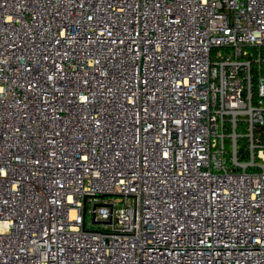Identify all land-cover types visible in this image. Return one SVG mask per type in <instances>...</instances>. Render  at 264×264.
Masks as SVG:
<instances>
[{
	"label": "built area",
	"instance_id": "built-area-1",
	"mask_svg": "<svg viewBox=\"0 0 264 264\" xmlns=\"http://www.w3.org/2000/svg\"><path fill=\"white\" fill-rule=\"evenodd\" d=\"M261 63L264 0H0V264H264Z\"/></svg>",
	"mask_w": 264,
	"mask_h": 264
},
{
	"label": "trees",
	"instance_id": "trees-1",
	"mask_svg": "<svg viewBox=\"0 0 264 264\" xmlns=\"http://www.w3.org/2000/svg\"><path fill=\"white\" fill-rule=\"evenodd\" d=\"M256 69H257V66L254 65V64H252V67H251V71H252V82L255 79ZM259 70H260V72L262 74H264V63L259 64ZM251 91H252V95H255V89H254L253 86H252V90ZM255 137L258 138L261 142L264 143V127H261L260 130L256 132ZM243 147H244V149L240 147L238 153L236 152L237 153V158L241 162H247L249 160V153L247 151V143H246V140L243 143ZM255 161H259V159H257L255 157ZM248 170H252V169L249 168Z\"/></svg>",
	"mask_w": 264,
	"mask_h": 264
},
{
	"label": "rangeland",
	"instance_id": "rangeland-1",
	"mask_svg": "<svg viewBox=\"0 0 264 264\" xmlns=\"http://www.w3.org/2000/svg\"><path fill=\"white\" fill-rule=\"evenodd\" d=\"M248 131H249L248 128L244 127V126H239L238 129L236 130L237 134L241 135V136H243ZM230 132H232V129H230ZM244 141H245V138H243V137L238 138V141H237V153H238L240 147L244 149V147H243ZM225 146H226V149H227L228 153L231 155L233 150H232V145L229 142L228 138L225 140Z\"/></svg>",
	"mask_w": 264,
	"mask_h": 264
}]
</instances>
